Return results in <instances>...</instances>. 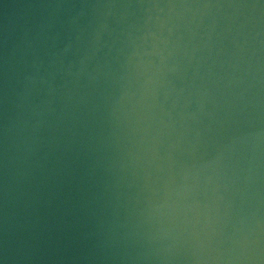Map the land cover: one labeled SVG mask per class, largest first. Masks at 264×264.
<instances>
[{"label": "water", "instance_id": "obj_1", "mask_svg": "<svg viewBox=\"0 0 264 264\" xmlns=\"http://www.w3.org/2000/svg\"><path fill=\"white\" fill-rule=\"evenodd\" d=\"M5 215L17 264H264V0H0Z\"/></svg>", "mask_w": 264, "mask_h": 264}, {"label": "clouds", "instance_id": "obj_2", "mask_svg": "<svg viewBox=\"0 0 264 264\" xmlns=\"http://www.w3.org/2000/svg\"><path fill=\"white\" fill-rule=\"evenodd\" d=\"M71 47V43L69 42L68 44L65 45L64 49L62 51H67L68 48ZM60 56H61V52H52L51 56L49 58V65H55L57 62H59L60 60ZM41 64H43V61H40ZM7 75V74H5ZM26 80L28 81H32L34 80L33 76H26L25 77ZM7 97V89H5V98ZM7 132H8V128L7 125L5 126V169H7ZM7 182H5V199L7 200ZM8 222H7V215H5V233H4V243H3V249L2 252H0V264H17V261H19L20 259H24V260H31L33 259V257L31 256V254H26L24 256H20L17 255V249L13 246L10 245L9 243V239H8ZM107 243V242H106ZM30 247L29 245H25V250H27V248ZM101 251L104 250L105 245H101ZM107 247H111L110 244H107ZM115 258H119V259H127V256H97V255H85V256H77V257H70L69 259L72 260H84V261H88V260H96V259H115ZM259 255L257 254L256 256H248V257H241V259H248V260H252V259H258Z\"/></svg>", "mask_w": 264, "mask_h": 264}]
</instances>
